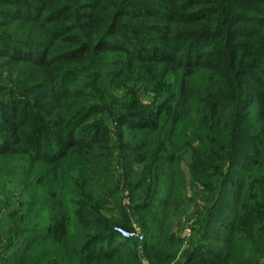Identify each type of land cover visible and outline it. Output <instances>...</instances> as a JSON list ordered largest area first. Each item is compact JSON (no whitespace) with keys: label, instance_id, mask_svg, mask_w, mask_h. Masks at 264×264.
<instances>
[{"label":"trees","instance_id":"trees-1","mask_svg":"<svg viewBox=\"0 0 264 264\" xmlns=\"http://www.w3.org/2000/svg\"><path fill=\"white\" fill-rule=\"evenodd\" d=\"M2 3L19 7L21 12L2 13L9 21L0 24H12L15 29L27 26L22 36L5 33L14 36L16 44L33 48L0 50L1 56L10 55L14 65L23 68L15 71V77L11 72L7 83L23 96L29 93L32 82L46 84L57 94L44 102H24L22 119L11 130L14 136L11 132L0 136V169L15 157H25L36 185V195L28 203V214L36 220L28 217L32 224L20 220L23 237L17 247L12 237L7 242L17 251L13 250L8 261L1 256L0 264H22L31 255L38 259L39 254L31 252L38 242L54 245L66 240L78 220L74 222L61 203L80 208L83 212L74 216L82 219V230L91 233L85 234L83 241L78 237L80 246L76 248L44 252V264H62V256L70 252L74 264H142L136 248L124 249L129 239L119 237L113 227L118 223L130 226V213L139 216L142 209L151 207L160 212L154 215L161 218H151L152 223L158 222L145 232L143 252L149 264H258L264 258V19L255 22L257 27L249 32L241 26L247 22L246 11L264 15V0ZM222 11L225 15L220 17ZM208 37H217L223 51H229L223 65L202 60V49L210 43L204 41ZM100 63L112 65L110 87L105 89L100 85L105 82ZM256 71L261 77L256 92H252L248 81ZM76 75L79 81L89 83L85 90L76 86ZM132 80H144L156 98L150 107L151 119L128 107V102L140 101L132 90L119 107L111 110L119 127L123 128V118L129 116L126 128L143 132L136 141H119L118 150L123 155L120 161L128 167L119 176L114 167L116 148L108 142V133L102 132L105 126L98 114L101 99L103 103L107 97L117 101L113 89ZM1 95L0 89V104L4 103ZM191 99L198 102L205 130L202 146H193L196 138L184 140L181 146L192 149V179L204 191L218 185L222 191L231 174L246 171L241 176L246 183L231 193L234 199L227 220L217 218L215 209L207 213L203 223L205 216L200 219L204 227L199 228L179 262L173 248L179 239L170 233L166 215L171 207L183 202L186 182L180 188L173 177L175 183L168 184L164 196L157 198L162 166H155L153 171L136 168L146 163L151 167L152 160L171 163L176 158L177 126ZM162 116H166V125L161 123ZM9 117L15 119V113ZM47 137L51 143L45 142L40 148ZM242 157L247 158L242 162ZM64 163L71 164L75 176L70 181L79 180L82 197L74 192L70 198L61 196L66 185L57 167ZM123 185L129 191V210L119 202ZM108 204L116 210L115 216L103 212ZM241 205L245 206L239 212ZM138 221L146 225L141 218ZM43 223L44 229L34 227ZM20 250L28 255L16 258Z\"/></svg>","mask_w":264,"mask_h":264},{"label":"rangeland","instance_id":"rangeland-1","mask_svg":"<svg viewBox=\"0 0 264 264\" xmlns=\"http://www.w3.org/2000/svg\"><path fill=\"white\" fill-rule=\"evenodd\" d=\"M17 2L19 0H0V22H7L9 21L7 16H3L2 13L5 15L13 12L20 13L21 9L19 7H14L12 5H5L2 2L9 3V2ZM246 3L253 0H244ZM263 7V5H261ZM18 10V11H17ZM244 14L247 16V22H244L241 26L245 29V32H249L250 29H255L257 25L255 22L264 19V15L258 13L257 11H246ZM225 15L224 11L221 12L220 17ZM10 24V23H7ZM15 24V23H14ZM11 27H4L3 24H0V50L5 48H23L25 50H33L30 45H18L14 36H22L24 32L27 31V26L23 25L19 28L15 29V25ZM7 30V31H5ZM9 32L14 34V36H10V34L5 33ZM21 34V35H17ZM217 36V35H215ZM223 36V35H218ZM205 43L208 41L210 42L206 50L202 49L203 57L202 60H209L212 63H220L224 64L225 56L229 55V51L225 50L223 46H221V42L217 40V37H208L204 40ZM13 58L10 55H0V89L2 93V97L4 103L0 104V136L4 133H10V136H14V133L11 131L14 127H16L17 122L22 119L23 116V106L24 102H32L38 101L44 102L48 100V97H52L53 94H57V91L52 87H45L46 84L40 86L37 85L36 82H32V86L30 87V91L28 94L20 95V92L15 90V86L7 83L6 79L12 73V77L16 75L15 71H22L23 68L20 66H15L13 62ZM110 64V63H109ZM100 75L103 72L102 78L105 80L100 82L101 88L105 89L110 87L108 78L111 72L112 65L100 63ZM264 70V69H262ZM12 72V73H11ZM10 76V77H11ZM261 75L259 72L254 73V77L249 79L248 83L251 88L252 92H256L257 87V80H259ZM9 79V78H8ZM77 80L76 86L82 88L83 90L86 89L87 81H79L78 75H76L74 81ZM247 82V78L245 79ZM74 86L71 88L73 89ZM132 90V93H137L139 95V102L130 101L128 102V107L138 110V112L144 114V116L148 119H151L153 112L150 111V107L153 104V100L156 98V93H154L151 89L150 85H147L144 80H132L125 85H119L113 89L114 96L117 97V101L115 99H110L107 97L106 103L104 99H101V114H98L103 120V124L105 128L103 129V133H108V142L113 143L114 147L116 148V152L113 154L115 159V172L118 173L119 176H123V170H126V166L124 163L120 161V157L122 158V153L120 154L118 150V143L120 140H130L136 141V139H141L143 137V132L136 130V129H127V122L129 121V116L124 117V123L122 127H119L118 123L116 124L114 121L113 116L111 115V110L116 109L119 107L126 99L129 92ZM104 104V105H103ZM27 105V104H26ZM198 102L195 99H191L187 105L184 106L181 120L179 125L177 126V136H176V143L178 150H174L175 159L169 162H162V161H153L149 167L148 163L146 165H142L141 167H137L136 170L146 171L150 168V171H153L155 166H159L161 168V175L159 180V193H157V198L160 196H164L162 193L168 188V184L175 183L173 177L178 180L179 187L181 188L183 184L186 182L185 186L182 188V196L183 202H179L178 205L171 207L166 215L167 227L171 234L176 235L179 239L178 242L173 246L174 249L177 250V260L180 262L183 256L187 253L188 248L191 246L190 242L193 240L194 236L197 234L199 228L204 227L203 222L206 219L207 213L211 210L215 209L217 213V218L227 220L230 216L229 209L231 208V201L234 199V196L231 194L233 192H238L240 190L241 185L246 183L244 178L241 179V176L246 173V171H236L234 174L230 175L229 183L225 186V188L221 191L220 186L218 185L217 188L214 189H203V186L192 179L191 177V163H192V149L190 147H181L183 141L187 139L188 142L191 141V138H196V141L193 142V146L198 148L202 146V139L201 137L205 134V130L202 129L201 126V116L198 112ZM15 113L16 118L10 119L9 114ZM248 115L250 117H254L252 112H249ZM166 116L161 117V123L166 125L167 121H165ZM194 132H197V134ZM257 131L253 130L252 133ZM80 132L78 131V134ZM227 133V131H226ZM45 142L51 143L50 139L47 137L43 139V143L40 145L42 148L45 145ZM75 157V155H72ZM251 157V156H249ZM247 157H242L240 159L242 162L246 160ZM77 159V158H76ZM74 159H72V162ZM130 162V161H129ZM155 162V163H154ZM4 167L0 169V257L5 256L7 261L10 260L11 254L13 255V250L17 251L15 246L17 247L18 243L20 242V238L23 237L21 234V221H25V224L28 222L32 224L30 218L33 221L36 218L32 214H28V203L29 199H32L36 195V185L28 168L29 164L25 157H15L9 163H3ZM148 164V165H147ZM135 167V166H134ZM71 164L64 163L57 167L58 174L61 178H63V183L66 185V188H63V192H61V196L64 198H70L73 196V192L78 196L82 197L79 191V180L76 178L73 181L70 179L74 178L75 173L71 170ZM215 181V180H214ZM239 181V187H238ZM124 184V183H123ZM211 186V185H210ZM43 188V186H42ZM41 188L37 189V193L40 192ZM128 188L123 185L121 187V194H120V203L124 205L128 210L131 208V200L129 198ZM154 195V194H153ZM204 197V198H203ZM206 198V199H205ZM66 201V199H64ZM63 206L64 212L71 214V219L78 223L75 227H70L68 237L66 240H62L54 245H50L47 241L38 242L35 247L31 250V252H35L39 254V258L35 255L25 257V262L23 261L22 264H44L47 256L43 254L44 252L52 249L57 248L60 249L62 247L68 248H76L80 246L76 239L78 237H85V234L91 231H83L82 230V219H79L78 216H74V214H81L80 208L74 206H67L61 203ZM179 206V207H178ZM245 205H241L239 208V212L243 211ZM110 208L107 211V208ZM178 207V208H177ZM155 208H144L139 212V216L136 214H129V218L131 220V224L129 225H121L126 228H133L141 232L145 238V232H149L155 224L152 223L151 218H156V220L160 219L161 217L155 216L154 213L160 214L157 212ZM103 212H107L109 215L115 216L117 213L115 209H111V204H108L106 208L103 209ZM203 219L202 223H200V219ZM142 219L146 225L142 224L139 220ZM21 220V221H20ZM137 220V221H135ZM46 226L45 223L40 224L38 227L40 229H44ZM218 226V222L215 223V228ZM260 229V228H259ZM94 230H97L96 227ZM261 230V229H260ZM262 231V230H261ZM34 234V233H33ZM145 234V235H144ZM12 237V240L15 242V246L9 247L7 244L9 238ZM81 240V239H80ZM126 245H124L125 250H130L132 248H136L138 252H142V264H149L145 254L143 252V246L139 249L138 244L131 240L126 241ZM39 251H36V250ZM22 253V254H21ZM25 251L20 250L16 253V258L22 257ZM70 252L68 255H63L62 264H74V258ZM28 255V253H27ZM139 255V254H138ZM13 259V257L11 258ZM176 260V261H177ZM2 258H0V263ZM177 261V262H178ZM10 264V263H9ZM264 264V258L258 263Z\"/></svg>","mask_w":264,"mask_h":264},{"label":"built area","instance_id":"built-area-1","mask_svg":"<svg viewBox=\"0 0 264 264\" xmlns=\"http://www.w3.org/2000/svg\"><path fill=\"white\" fill-rule=\"evenodd\" d=\"M113 231L122 239H129L135 241L138 244L139 249L142 248L144 242V236L138 230L116 225L113 227Z\"/></svg>","mask_w":264,"mask_h":264},{"label":"water","instance_id":"water-1","mask_svg":"<svg viewBox=\"0 0 264 264\" xmlns=\"http://www.w3.org/2000/svg\"><path fill=\"white\" fill-rule=\"evenodd\" d=\"M138 254H139L140 258H142V252H138Z\"/></svg>","mask_w":264,"mask_h":264}]
</instances>
